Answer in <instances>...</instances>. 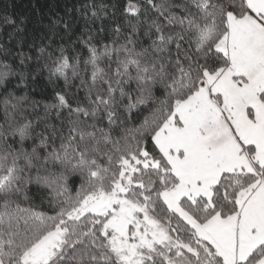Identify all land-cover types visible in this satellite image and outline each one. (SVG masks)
Returning <instances> with one entry per match:
<instances>
[{
  "label": "snow or ice",
  "instance_id": "6c2138e0",
  "mask_svg": "<svg viewBox=\"0 0 264 264\" xmlns=\"http://www.w3.org/2000/svg\"><path fill=\"white\" fill-rule=\"evenodd\" d=\"M108 8L2 18L0 264H264V0Z\"/></svg>",
  "mask_w": 264,
  "mask_h": 264
},
{
  "label": "trees",
  "instance_id": "16d2710c",
  "mask_svg": "<svg viewBox=\"0 0 264 264\" xmlns=\"http://www.w3.org/2000/svg\"><path fill=\"white\" fill-rule=\"evenodd\" d=\"M84 0H0V39H7L8 35L14 33V29L2 22V18L5 15L12 16L17 19L19 22L20 18H25L26 23L25 27V35L31 34L38 27V20L40 18V12L45 14H50V10L55 7V10L60 12L63 15V11L65 7H71L73 4L79 6L80 3H83ZM97 3L103 2L108 5L109 16L105 17L104 25L105 27L110 26L112 23V19L114 18L117 22L123 23V18L121 13L123 11L126 0H96ZM114 14V17H113ZM73 20L79 21L76 25L77 29L82 25L83 21H80L79 13H70ZM45 22H47L45 20ZM17 37L13 34L12 39L8 40V43L14 44ZM70 74V73H69ZM45 77L41 78L38 81L37 85L33 86L32 89L27 90V94L31 101H39V105L35 108L29 107L28 112L30 113L29 119L33 121L42 120L45 115L44 105L50 100L52 95L54 94V89L51 85H48ZM76 83H79L76 81ZM58 84L63 87V81H59ZM72 92L75 93L76 89H72ZM23 92H18L17 95H23ZM79 95H83V93H79ZM143 115H147V112H144L137 118V122L139 119L143 118ZM3 117V103L0 101V122H2ZM50 119H53L50 117ZM43 127V125H41ZM31 190L29 192V196L32 198L35 204H40L43 199V195L46 193L37 192V188L35 185L30 186ZM47 201H44V205L46 206Z\"/></svg>",
  "mask_w": 264,
  "mask_h": 264
}]
</instances>
